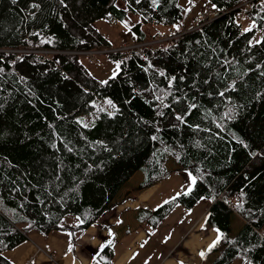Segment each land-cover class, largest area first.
Wrapping results in <instances>:
<instances>
[{"label":"trees","instance_id":"obj_1","mask_svg":"<svg viewBox=\"0 0 264 264\" xmlns=\"http://www.w3.org/2000/svg\"><path fill=\"white\" fill-rule=\"evenodd\" d=\"M183 2L0 0V264L31 229L74 243L136 172L134 190L180 169L192 187L138 222L156 230L208 199L220 239L204 258L264 264V0H206L212 18L190 29ZM99 19L130 22L127 43L142 44L105 53L118 72L104 83L79 57L112 47ZM234 213L245 223L231 234Z\"/></svg>","mask_w":264,"mask_h":264},{"label":"crops","instance_id":"obj_2","mask_svg":"<svg viewBox=\"0 0 264 264\" xmlns=\"http://www.w3.org/2000/svg\"><path fill=\"white\" fill-rule=\"evenodd\" d=\"M132 180H135L133 187H126ZM141 180L142 174L136 172L120 188L116 195L117 203L80 233L74 243L69 231L53 230L42 234L31 229L26 234V240L4 251L2 255L13 264H103V259H99L98 255L111 243L110 264H210L216 253L204 259L198 255L208 249L209 243L216 239L218 233L220 235L216 228L209 227L206 222L210 203L202 204L198 201L192 208L181 212L177 206L153 230L146 223L138 222L137 212L141 209L154 210L165 201L185 192H176L181 187H158L159 183L134 190ZM175 214L181 216L178 221L174 219ZM186 215L189 216L186 222L178 226ZM168 218L172 222L166 228L165 235L158 239L160 241L155 246L146 248V244L166 224ZM244 223V219L238 216L232 232ZM94 256L95 261L92 259ZM103 261L106 262L105 259Z\"/></svg>","mask_w":264,"mask_h":264},{"label":"rangeland","instance_id":"obj_3","mask_svg":"<svg viewBox=\"0 0 264 264\" xmlns=\"http://www.w3.org/2000/svg\"><path fill=\"white\" fill-rule=\"evenodd\" d=\"M183 4H185L184 8L186 11L184 25L187 27L193 25L194 21H196L195 19L196 16H198L201 11H206L207 8H209L206 5V0H192L191 3H189L188 0H184ZM187 4L189 5L188 9H186L187 7H185L187 6ZM128 24L131 23L127 22L122 24L118 20H106V19H99L93 23V26L107 38V40L110 43V46H112L109 49L100 48L99 50L80 53L79 56L80 61L87 68L90 74L97 80L105 81L108 78L114 76L113 73L116 74L118 72V66L114 62L110 61L105 56V53L116 51L120 47H123V45L129 44L127 42L132 40V35L128 30ZM251 26L252 25L247 22H242L243 28H249ZM155 28L156 31H161V32H165L166 30L168 31L167 27L165 26H156ZM38 53H43V52L38 51ZM44 54L46 56H51L52 54H54V51L51 50V52H46ZM77 120L85 125H89L90 122L92 123V120L87 116L77 118ZM167 165L169 167H175V165L172 163H168ZM134 183L135 180H132L131 184L128 183L126 187H133L132 184ZM158 183H159L158 187H181L176 192H183V191L186 192L190 188L189 186L192 187L194 183V177L188 170L180 169L172 172L169 176H167ZM208 202H209L208 199H201L198 203L206 204ZM178 207H179L178 210L180 212L185 210V208L180 205ZM178 216L177 214H175L174 216L175 221H178L181 218L180 215ZM188 217L189 216L186 215L184 218H182L178 226H182L186 222ZM232 218L233 221L231 227V234H234L237 230L235 232L232 231L235 229L238 216L234 215ZM73 222H75V220H73ZM171 222L172 220L168 218L166 224L156 232L155 236L151 240H149L148 244H146L145 247L147 248V247L155 246V244H157L160 241L158 239L159 238L161 239L165 235L166 228L171 224ZM232 264H247V263L240 260H235Z\"/></svg>","mask_w":264,"mask_h":264},{"label":"snow or ice","instance_id":"obj_4","mask_svg":"<svg viewBox=\"0 0 264 264\" xmlns=\"http://www.w3.org/2000/svg\"><path fill=\"white\" fill-rule=\"evenodd\" d=\"M11 2H12L13 4H15V3H16V0H11ZM63 2H64V0H61V3H62V4H63ZM126 2H127V0H126ZM191 2H192V0H189V3H191ZM157 3H158V0H152V4H153L154 6H155ZM31 7L39 8V4H35V3H33V4L31 5ZM212 7L215 8L216 5L213 4ZM121 23L123 24L124 22L121 21ZM174 27H177V28H178L179 26H178V25H174ZM245 31H248V29H245ZM250 43H251V42H250ZM257 43H259V41H257ZM257 67H259V65H257ZM113 75L115 76V73H113ZM101 83H104V81H101ZM169 83H171V81H169ZM257 95H259V93H258ZM108 103L111 104V101H108ZM112 107L115 108V105H112ZM109 114L111 115V113H109ZM177 119H182V118H181L180 116H177ZM251 154H252L253 156L256 155V153H251ZM189 187H191V186H189ZM117 223H119V221H117ZM201 227H203V225H201ZM216 231L218 232V230H216ZM109 234H111V233H109ZM219 239H220V235H219V233H218L217 236H216V239H214L211 243H209V245H208V250H211V249L215 246V244L219 241ZM100 247L102 248V247H103V244H101ZM69 250H71V245H69ZM198 255L201 257V259H203L204 256H205V252H204V251H201V252L198 253ZM92 259L95 261L96 257L94 256V257H92ZM101 259H103V257H101Z\"/></svg>","mask_w":264,"mask_h":264},{"label":"built area","instance_id":"obj_5","mask_svg":"<svg viewBox=\"0 0 264 264\" xmlns=\"http://www.w3.org/2000/svg\"><path fill=\"white\" fill-rule=\"evenodd\" d=\"M210 12H209V10H206L205 12H201L199 15H198V17H197V20H196V23H199V22H201V21H204V20H207V19H209L210 18V14H209ZM161 40V39H160ZM159 40V41H160ZM142 44H126V45H123V47H120L118 50H126V49H129V48H134V49H136V51L138 52V53H141V50H140V46H141ZM105 49V48H104ZM107 49V48H106ZM41 52H43V53H46V52H51V50H41ZM54 54H55V52H54Z\"/></svg>","mask_w":264,"mask_h":264},{"label":"bare ground","instance_id":"obj_6","mask_svg":"<svg viewBox=\"0 0 264 264\" xmlns=\"http://www.w3.org/2000/svg\"><path fill=\"white\" fill-rule=\"evenodd\" d=\"M35 9V8H34ZM37 11V10H36Z\"/></svg>","mask_w":264,"mask_h":264}]
</instances>
